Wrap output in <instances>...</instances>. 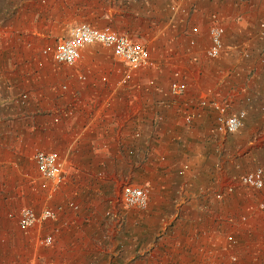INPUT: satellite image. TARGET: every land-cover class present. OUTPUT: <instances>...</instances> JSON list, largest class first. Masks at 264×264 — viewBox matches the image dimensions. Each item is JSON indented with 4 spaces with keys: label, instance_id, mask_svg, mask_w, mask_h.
<instances>
[{
    "label": "crops",
    "instance_id": "0c3cea01",
    "mask_svg": "<svg viewBox=\"0 0 264 264\" xmlns=\"http://www.w3.org/2000/svg\"><path fill=\"white\" fill-rule=\"evenodd\" d=\"M4 4L0 6V235L7 224L4 202L10 200L15 184L37 172L34 151L57 153L64 174L55 189L44 180L33 193L40 208H60L54 219L16 236L23 264L48 260L264 264V211L257 208L264 202V163L233 170L243 156H224L227 140L215 132L212 112L195 106H186L187 110L157 106V90L147 84L149 79L165 78L163 62L170 55L171 33L175 36L182 30L176 24L180 16L194 10L195 21L205 32V12L213 7L224 26L229 58L239 60V52L249 56L241 65L240 80H231L240 91L229 90L237 105L232 111L245 112L240 134L232 142L242 144L246 157L264 161V58H257L264 52V35L257 31L258 23H264V0H5ZM171 5L182 11L172 13ZM79 23L98 29L108 26L144 44L154 67L133 72L129 85L118 86L125 68L99 44L85 45L75 64H60L55 71L50 69V56L33 55L32 49L53 46ZM184 46L193 48L191 41ZM23 90H29L28 99L19 105ZM246 95L251 96L250 104L243 101ZM156 114L162 116L158 122ZM188 115L191 121L186 124L183 118ZM207 143L214 147L208 149ZM127 148L133 153L128 154ZM257 166L263 170L260 190L238 183L242 174ZM123 183L148 189L145 209L120 205ZM216 192L221 193L218 199ZM68 202L77 209L71 210ZM240 216L245 221H239ZM47 234L51 243L38 245L37 239ZM15 244L9 240L10 252ZM231 255L236 262L230 261ZM0 264L18 263L9 258Z\"/></svg>",
    "mask_w": 264,
    "mask_h": 264
},
{
    "label": "built area",
    "instance_id": "2783aa9c",
    "mask_svg": "<svg viewBox=\"0 0 264 264\" xmlns=\"http://www.w3.org/2000/svg\"><path fill=\"white\" fill-rule=\"evenodd\" d=\"M170 10L173 12L182 11L177 5H171ZM217 16H211V21L208 25V45L203 51V55L206 59L219 58L224 52L223 36L225 35L224 26L217 21ZM195 33L196 27L191 26L190 30ZM257 31L260 35H264V23L259 22ZM68 35L62 39L56 41L53 46H45L42 48V54H49L50 56V68L57 70L60 64L71 66L75 64L79 57L81 49L88 44H99L104 48H107L111 52L113 59L118 60L124 66V71L117 80L116 84L119 86L126 85L132 76L134 71H138L145 68L154 67L155 63L149 57L147 47L137 41L130 40L125 34L118 33L105 26L103 28H95L86 23H79L72 25L69 29ZM192 43V42H191ZM242 56L248 57V53H242ZM234 68L230 69L229 74H235ZM105 81V77H102ZM147 84H153V80H147ZM185 83L181 78V74L178 68L172 69L171 79L168 84V92L171 96H179L185 94ZM65 86H61V90ZM28 99L26 92L19 93L17 102L19 105H23ZM197 107L207 108L213 114L214 130L217 134L225 135L238 131L242 125L245 117L243 110L232 111L231 106L223 100L207 96L202 93L197 96L195 101ZM70 114V110L67 111ZM162 119L161 115H155V121L158 122ZM184 122L190 123V117L185 116ZM128 154L133 153L130 148H127ZM32 159L36 167L37 173L44 180L49 181L52 188L58 187L64 181L63 164L59 160L57 153L53 151L36 150L32 153ZM238 183L251 188V190H260L263 187V170L257 166L252 171L242 174L238 178ZM231 186L226 187V191L230 192ZM221 197V193L216 192L214 198ZM119 203L124 208L140 209L143 210L147 207L148 203V189L143 186H139L132 183H123L120 186L119 191ZM67 205L71 210L77 209V206L71 202ZM58 206L56 208L59 209ZM258 210L264 211V202H260L257 205ZM55 209L49 207H42L37 211H33L32 208L23 206L16 212V226L21 232H26L29 228L37 223L45 220H52L56 216ZM245 216H240L239 221H245ZM52 241L51 234H47L37 239V244L46 246ZM231 262H236L234 255L230 256ZM43 264H65L53 260H48Z\"/></svg>",
    "mask_w": 264,
    "mask_h": 264
},
{
    "label": "rangeland",
    "instance_id": "374dc122",
    "mask_svg": "<svg viewBox=\"0 0 264 264\" xmlns=\"http://www.w3.org/2000/svg\"><path fill=\"white\" fill-rule=\"evenodd\" d=\"M4 1L5 0H0V6L5 5ZM212 15L217 16V13L215 12L213 7H208L205 12V32H203L204 30L201 31L199 24L195 21L196 13L194 12V10L189 9L188 12H185L184 14H182V16H180V21L176 24L182 26V30H178L179 34H176L175 36H173L171 33L170 55L167 56V58L163 62L165 69V72H163V74H165V78L159 82L153 80V84L149 85L157 90L158 99L154 101V103H158L157 106H177L178 108H183L185 110H187L186 106H195L194 108H196V98L202 93L207 94V96L225 101L229 106H231V108L232 106H237L232 96L234 92H239L240 90L231 85V80L232 78L240 80L239 78H241L242 70L241 65L245 60L248 61L249 56L244 58L240 54L242 52H239L241 58L239 60H231L229 58L230 53L226 51L221 55V57L216 59H206L204 57L203 51L206 48L207 44H204L203 36L206 34L205 37L208 40L209 35L207 32V28L208 22L211 21ZM170 25L171 27L174 26L172 21ZM192 25L196 27L195 33L189 31ZM190 41L192 42V49L186 50V46L182 47L183 45H185V42L187 45ZM180 47L182 48L180 49ZM42 48L43 47L32 49L33 55L37 56L38 58H43L46 56L48 57L49 54L41 53ZM259 53L260 55L257 58L262 60L264 58V52ZM174 66L179 69L181 78L186 86L185 94L176 97L171 96V94L168 92V84L171 79L172 69L174 68ZM232 68L236 70L235 74H229V71ZM248 76H250V73L247 75L246 80H248ZM256 76L257 73L255 72L253 78H255ZM129 83H127L126 85H129ZM229 90L233 92L231 93L232 95L230 94ZM23 91L27 93L29 90ZM246 96L243 98V101L247 104H250L251 96ZM246 98L248 99L247 101ZM258 106L261 107L263 105L260 103ZM188 109L190 108L188 107ZM262 111L263 109L260 110V112ZM240 131L241 129L234 133L219 136V138L222 137V139L227 140V143H224L223 148V151L226 153L224 156H228L229 158H231L232 156L236 157V155L243 156L242 161H238L232 167L233 170H236L237 172L245 171L249 168L252 169V167H254L255 165L264 163L263 160L259 163L253 157H246L245 153L247 152L245 151L247 150H243L242 144L240 147H238L236 143L232 142L234 141L235 137L239 136ZM209 136L213 138V135L210 134ZM210 145V143H207L208 149H212V147H214V145H211V147H209ZM42 181H44V179L41 178L37 172L35 175H30L27 178L23 177V180L20 182V184L14 185V188L12 189L13 191H11L12 196L10 200L4 202V206H8L6 207L7 214L5 217L7 220V224H4V226L2 227V234L0 235V263H6L9 261V258H11L13 259L14 263L16 262L18 264H23L24 261L23 258H21L23 256L21 246L16 245L15 242L18 240L16 236L21 237L25 232H21L17 229L16 212L17 209L22 206L30 207L33 209V211H35V208L36 211L37 209H40L41 205H39V199L37 196H33V193L37 192V190L39 189L38 187L43 183ZM8 236H10L9 240L14 241L15 244V249H13L12 252L8 250Z\"/></svg>",
    "mask_w": 264,
    "mask_h": 264
}]
</instances>
